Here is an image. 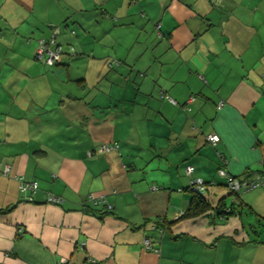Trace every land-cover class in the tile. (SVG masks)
<instances>
[{
  "label": "crops",
  "instance_id": "obj_1",
  "mask_svg": "<svg viewBox=\"0 0 264 264\" xmlns=\"http://www.w3.org/2000/svg\"><path fill=\"white\" fill-rule=\"evenodd\" d=\"M54 27L71 65L32 62ZM222 168L264 174V0H0V264H264V187L239 216H182L190 179L233 201Z\"/></svg>",
  "mask_w": 264,
  "mask_h": 264
},
{
  "label": "trees",
  "instance_id": "obj_2",
  "mask_svg": "<svg viewBox=\"0 0 264 264\" xmlns=\"http://www.w3.org/2000/svg\"><path fill=\"white\" fill-rule=\"evenodd\" d=\"M131 1L136 2V0H131ZM55 29H56L55 27L52 28L53 33H52L51 36H49V38H47V39H43V38L37 39L36 46H35V48L33 50V54H32V59L35 62L41 64L42 66L48 67V68H53L56 65H61V64L69 63L70 61H72L77 56L76 50L74 49V47L72 45H70V43L67 44V45H62V44H60V43L57 42V38L59 36V33H58V30L59 29H57V30H55ZM70 34L73 35V36H76L75 35L76 34L75 33V30H70ZM40 41L45 44L47 51H51V50L54 51V50L60 48V54H62L61 60L59 62H55V63H53L51 65H46L44 63L45 55H42V58L41 59L37 58L36 57V50L38 48V45L40 44ZM115 65H118V62H111V63H109V66L110 67L115 66ZM159 97L162 100H167L171 104H175V101L172 98H170L166 94V92H164V91H160L159 92ZM190 99H193V100L188 103V101ZM194 100H195V97L194 96H190L186 100V102L184 103V106H183L184 109L188 111L189 108H186V106L189 105L190 103H192ZM102 146H107L109 148L108 151L101 152L100 151V148ZM118 149H119L118 142H115V141H113V142H106V143L97 145L95 147V149L89 151L87 153V155H88L89 158H98L99 156H103V155H106V154L116 153L118 151ZM188 166H191V165H186L184 167V173H185V168L188 167ZM192 168H193V171H194V167L193 166H192ZM4 175H7V174H4ZM185 175H186V173H185ZM190 175H191V173L189 175H186V176L189 177ZM258 175H264V174H258ZM231 177L233 179H235V180H238L239 182L246 181L247 178H248V176H246V175L245 176H242V177H237V176H231ZM197 179H200V178L190 179L189 185L185 189H182V190L188 191L190 193L189 205H188L187 209L185 210V212H183V215L182 216H185V217H194V216H199V215L205 214V213H207L210 210H213L215 216L217 215L218 218H221V219H224L225 220L228 217H231V216H239L242 213V208L244 206V203L239 199V194H241L242 192L241 193H238L237 191L236 192L235 191H230L228 189V187H227L226 178H224L225 179L224 186L227 188V191L229 192L228 193L229 194L228 196L231 195V196H234L235 198L233 199V201L231 203H229L228 205H225V203H224L225 202L224 201L225 198L223 197V198L219 199L217 205L214 208L211 207L207 203V201L203 198V194L205 192V182L202 179L201 180L204 183V190L203 191H200V192H197V191L193 190L192 183L195 180H197ZM24 183H32V182H24ZM36 190H37V186H36ZM150 190L153 191V190H156V188H153L152 187V188H150ZM49 197H55V196H49ZM91 197H92V199H91ZM55 198L57 199L56 202H49V203L59 205L61 203V199H59L57 197H55ZM85 203L88 206V208H90L91 210H93V212L96 213V215L100 219L104 215L110 214V212L112 211V206L106 201V198H105L104 195L89 194L86 197V199H85ZM152 229H154V230L160 229V233H161L163 231V223H162V221L158 220L157 222H155L154 225L152 226ZM144 240L149 241V239H147V238L144 239ZM144 240H143V246H144ZM154 249H155V247H154ZM155 251H156V249H155Z\"/></svg>",
  "mask_w": 264,
  "mask_h": 264
},
{
  "label": "built area",
  "instance_id": "obj_3",
  "mask_svg": "<svg viewBox=\"0 0 264 264\" xmlns=\"http://www.w3.org/2000/svg\"><path fill=\"white\" fill-rule=\"evenodd\" d=\"M42 55H45L44 63L46 65H51L55 62H59L61 60V56H62V54H60V48H58L54 51H52V50L47 51L45 44L40 41V44L38 45V48L36 50V57L41 59ZM192 100L193 99H190L188 101V103L191 102ZM206 141L208 143H210L211 145H215L219 141V137L216 134H210V135L206 136ZM108 149L109 148L107 146H102L100 148V151L106 152V151H108ZM192 172H193L192 166H188L185 168L186 175H189ZM2 173L3 174L9 173V167L4 166ZM218 174L221 177L226 178L227 187L230 191H235V192L237 191L238 193H241V192H245L247 190H251V189H254L257 187H264V175H257L253 180H246V181L239 182L238 180L233 179L229 174H227L224 169H219ZM18 180L20 181L19 190L21 193H25V192L34 193L35 192L36 186H37L35 182L24 183L21 180V178H18ZM192 185H193L192 186L193 190H195L197 192L204 190V183L201 179L195 180L192 183ZM91 199H92V197H91ZM29 200H30V198H29ZM47 201L48 202H56L57 199L55 197H49ZM179 215H181V213ZM144 249L148 250V251H155L153 245L147 240H144ZM60 264H67L66 260H61Z\"/></svg>",
  "mask_w": 264,
  "mask_h": 264
},
{
  "label": "rangeland",
  "instance_id": "obj_4",
  "mask_svg": "<svg viewBox=\"0 0 264 264\" xmlns=\"http://www.w3.org/2000/svg\"><path fill=\"white\" fill-rule=\"evenodd\" d=\"M78 32V31H77ZM77 32H76V30H75V35H78L77 34ZM68 34H69V36L72 38V39H74L76 36H73V35H71L70 34V31H68ZM76 39V38H75ZM37 40V39H36ZM72 42H74V41H71L70 42V45H72L73 47H74V49L75 50H77V46L74 44V43H72ZM78 43V42H77ZM86 46H89V44H86ZM32 59V58H31ZM22 61H24L25 62V64L26 63H28L27 61H25V59H22ZM32 62H35L33 59H32ZM35 63H37V62H35ZM73 62H70V65L72 64ZM38 64V63H37ZM71 71H73V69L71 70ZM85 73H87V70L85 71ZM71 76H72V74H71ZM73 78H71V80H72ZM76 81V80H75ZM48 90V89H47ZM83 98H87L88 97V95H87V91H86V93L84 94V96H82ZM87 100V99H86Z\"/></svg>",
  "mask_w": 264,
  "mask_h": 264
}]
</instances>
